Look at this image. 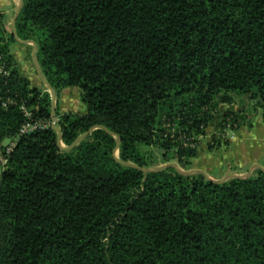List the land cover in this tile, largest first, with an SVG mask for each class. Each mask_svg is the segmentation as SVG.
I'll use <instances>...</instances> for the list:
<instances>
[{
  "label": "trees",
  "instance_id": "trees-1",
  "mask_svg": "<svg viewBox=\"0 0 264 264\" xmlns=\"http://www.w3.org/2000/svg\"><path fill=\"white\" fill-rule=\"evenodd\" d=\"M23 1L11 31L0 12V151L15 143L0 172V264H264V171L213 183L114 155L119 137L123 162L190 170L199 151L184 140L221 107L248 99L264 122V0ZM16 37L38 45L63 146L95 128L70 152ZM69 88L86 113L61 111ZM23 104L50 125L21 136ZM242 116L232 108L221 126L239 130Z\"/></svg>",
  "mask_w": 264,
  "mask_h": 264
},
{
  "label": "rangeland",
  "instance_id": "rangeland-1",
  "mask_svg": "<svg viewBox=\"0 0 264 264\" xmlns=\"http://www.w3.org/2000/svg\"><path fill=\"white\" fill-rule=\"evenodd\" d=\"M12 3V0H0V12L6 14L7 23H12L15 18L16 9H14ZM19 4V0H16L15 6H19ZM33 49V45H24L17 42L12 46V53L18 58V65L22 73L33 82L32 85L39 86L44 90L47 89V87H45L46 85L44 86V83L39 77L34 65L32 58ZM68 92L72 94V96L67 99L69 105L68 109L75 113H86L87 107L81 100L80 89L70 88L68 89ZM232 108H234L236 113H242L243 116L240 123L243 125L238 130V136L241 139L240 143H238L235 148L228 150L225 149L227 142H224V140L219 141L217 137L220 135L221 122L223 121L225 114ZM241 129L242 133L240 135L239 131ZM207 132L206 136L201 138V145L198 151L200 152L202 148L205 150L223 148V151L220 153L217 151L214 152L213 162L209 165L207 173L212 179L219 180L218 178L221 179V176L228 172L233 173L235 171H242L244 173L239 172V175L241 176L247 174L253 168H255L253 172L264 169V122L262 120V108H260L255 102L248 99H238L232 107H221L220 114L215 116V120L210 125ZM229 144L231 145L232 143ZM155 153L159 155L157 150ZM204 159L203 155H201L198 162L195 164L198 165L199 163H202ZM207 162L208 161H206L205 164ZM174 163L177 164L176 162ZM177 165L181 170L189 171L183 166L179 164Z\"/></svg>",
  "mask_w": 264,
  "mask_h": 264
},
{
  "label": "water",
  "instance_id": "water-1",
  "mask_svg": "<svg viewBox=\"0 0 264 264\" xmlns=\"http://www.w3.org/2000/svg\"><path fill=\"white\" fill-rule=\"evenodd\" d=\"M20 1V4L19 6L17 7V10H16V14H15V18L13 20V29H14V24H15V20L16 18L18 17L22 7H23V4H24V1L23 0H19ZM17 41L21 44H25V45H33V55H32V58H33V62H34V65L36 67V70L39 74V77L41 78V80L43 81V83L46 85V87L48 88V91L51 93V98H52V128L57 132L58 134V146L60 148V150L62 152H70L71 150H73L75 147H77L82 141H84L86 139V137L90 134V132H92L95 128L91 129L90 132L88 133H85L83 135H81L78 139H76L74 141V143L69 146V147H64L63 144H62V132L60 130V128L58 127V119H57V112H56V105H57V94H56V91L48 84V82L46 81V79L44 78L43 76V73H42V70H41V67L37 61V58H36V54H37V51H38V45L35 43V42H32V41H21L19 40L17 37H16ZM102 129L106 130L108 133L110 134H113L110 130H108L107 128L105 127H101ZM114 135V134H113ZM121 145V139L118 137V145H117V149L116 151L119 149ZM116 151H115V158L118 162H120L121 164L125 165V166H128V167H132V168H136L142 172H144L145 174H149V173H155V172H158V171H161L167 167H172L174 168L177 172H179L180 174H183V175H190V174H194V173H200V174H203L209 181L213 182V183H223L225 181H227L228 179H231V178H238V179H247V178H250L253 174V170L255 168H253L250 172H248L247 174L245 175H236V174H229V175H226L224 178L222 179H219V180H214L212 179L207 172L203 171V170H197V169H192V170H189V171H183L179 168L178 165L174 164V163H169V164H166V165H162V166H158L156 168H153V169H146V168H142V167H139L133 163H130V162H123L121 160L118 159L117 155H116ZM262 171H264V169H261Z\"/></svg>",
  "mask_w": 264,
  "mask_h": 264
},
{
  "label": "built area",
  "instance_id": "built-area-1",
  "mask_svg": "<svg viewBox=\"0 0 264 264\" xmlns=\"http://www.w3.org/2000/svg\"><path fill=\"white\" fill-rule=\"evenodd\" d=\"M5 67H6L5 63L2 62V59L0 58V74H7ZM21 110L25 114L26 118L28 119L27 123L20 130L21 136L26 135L29 132L43 130L50 125V123H43L41 121L33 120L32 113L27 109L25 104L21 106ZM172 133H173L172 138H174L175 128L172 129ZM205 136H206V133L205 135H200V136L193 134L191 138H187L184 140L185 141L184 147H189L192 149L199 150V147L201 145V138ZM217 139L219 141L224 140V142L226 141L227 143H234L238 139L237 124H233L230 120H227V122L221 126V132H220V135L217 137ZM14 146H15V143L13 142L9 143L5 153H3V151L2 152L0 151V172L6 168V165L8 162L7 155L12 152Z\"/></svg>",
  "mask_w": 264,
  "mask_h": 264
},
{
  "label": "crops",
  "instance_id": "crops-1",
  "mask_svg": "<svg viewBox=\"0 0 264 264\" xmlns=\"http://www.w3.org/2000/svg\"><path fill=\"white\" fill-rule=\"evenodd\" d=\"M13 1V3H12V5H14V9H16L17 10V7H18V5L17 6H15L16 5V0H12ZM19 3H20V1H19ZM1 8V7H0ZM4 13V12H3ZM5 14V13H4ZM6 15V14H5ZM7 22V21H6ZM9 26H10V29H9ZM7 28H8V30L9 31H11L12 29H13V22L11 23V22H9V23H7ZM21 44V43H20ZM25 45V44H24ZM16 60H17V62H18V58L16 57ZM32 82V81H31ZM33 83V82H32ZM44 86H45V84H44ZM35 87H37V88H40L41 89V87H39V86H35ZM46 87V86H45ZM70 89V88H69ZM74 94V93H73ZM72 96V94L70 93V92H68V89H66V90H64L63 92H62V95H61V99H60V108H61V111L63 112V113H68V112H71V110L70 109H68L69 108V105H68V101H67V99H68V97H71ZM82 114V113H81ZM210 128V127H209ZM209 128L207 129V131L209 130ZM208 133V132H207ZM239 133H240V135H241V133H242V129L239 131ZM240 138H239V136H238V139L234 142V143H232L229 147H226L225 149H233V148H235L236 146H237V144L238 143H240ZM215 151H217V152H221V151H223V148H220V149H216V150H205V149H201L200 150V152L198 153V158H196L195 160H194V164L192 165V169H197V170H203V171H205V172H207L208 171V169H209V165L213 162V154H214V152ZM228 152V151H227ZM201 155H203V157L205 158L204 159V161L202 162V163H199L198 165H196L195 163L196 162H198V160H199V158H200V156ZM206 161H208L206 164H205V162ZM220 167H221V165H220ZM240 173H244V172H242V171H239ZM239 172L238 171H235V172H233V173H235L236 175H239ZM233 173H231V172H228V173H224L222 176H221V179L222 178H224L227 174H233ZM218 179H220V178H218Z\"/></svg>",
  "mask_w": 264,
  "mask_h": 264
}]
</instances>
